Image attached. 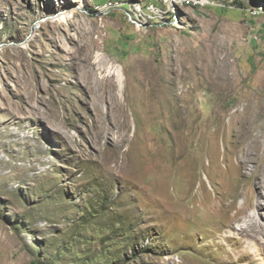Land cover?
Returning a JSON list of instances; mask_svg holds the SVG:
<instances>
[{"label": "rangeland", "instance_id": "374dc122", "mask_svg": "<svg viewBox=\"0 0 264 264\" xmlns=\"http://www.w3.org/2000/svg\"><path fill=\"white\" fill-rule=\"evenodd\" d=\"M147 1L0 0V264H231L213 225L252 180L228 112H264V0L138 29L125 10Z\"/></svg>", "mask_w": 264, "mask_h": 264}, {"label": "bare ground", "instance_id": "6f19581e", "mask_svg": "<svg viewBox=\"0 0 264 264\" xmlns=\"http://www.w3.org/2000/svg\"><path fill=\"white\" fill-rule=\"evenodd\" d=\"M233 90L224 95L232 97ZM179 104L177 115L179 117L178 128L184 138H190L191 143L199 132L197 103L186 96L179 95ZM241 101L236 104L234 111L229 110V127L235 132L237 144L235 150V160L238 163L239 174L251 180L244 184L245 204L243 208L237 210L229 224L224 225L222 220L213 225L220 233L228 226L225 234L221 233L223 246L230 247L226 254L225 262L231 264H244L245 262H254L261 254H264V112L259 102L253 100L241 106ZM242 107V108H240ZM221 117L224 114L218 113ZM222 118V117H221ZM215 121V120H213ZM225 124H217L216 129H221ZM212 138V136H211ZM201 137H198L197 150L201 149ZM212 143V140L210 141ZM243 177V178H244ZM249 182V181H248ZM249 184L255 190L249 192ZM219 208L216 209V207ZM226 206L222 201L215 202L210 207H203L198 220L206 221L209 218H215L219 211ZM172 207V206H171ZM169 208L165 213L170 214ZM226 206L225 211H228ZM251 209L259 215L255 220ZM218 217V216H217ZM214 220V219H212ZM212 222V221H211ZM183 264V263H182ZM206 264V263H205ZM208 264V263H207Z\"/></svg>", "mask_w": 264, "mask_h": 264}, {"label": "built area", "instance_id": "2783aa9c", "mask_svg": "<svg viewBox=\"0 0 264 264\" xmlns=\"http://www.w3.org/2000/svg\"><path fill=\"white\" fill-rule=\"evenodd\" d=\"M217 4V0H156L127 5L128 21L138 29L167 24L177 20L185 8L203 9ZM112 6V4H110ZM255 14V12H254Z\"/></svg>", "mask_w": 264, "mask_h": 264}]
</instances>
